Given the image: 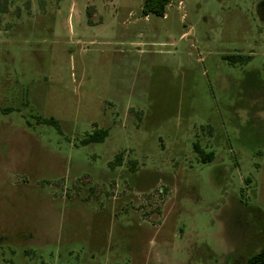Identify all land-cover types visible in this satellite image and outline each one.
Segmentation results:
<instances>
[{
  "label": "rangeland",
  "instance_id": "obj_1",
  "mask_svg": "<svg viewBox=\"0 0 264 264\" xmlns=\"http://www.w3.org/2000/svg\"><path fill=\"white\" fill-rule=\"evenodd\" d=\"M142 1L0 0V264L264 246V0Z\"/></svg>",
  "mask_w": 264,
  "mask_h": 264
},
{
  "label": "trees",
  "instance_id": "obj_2",
  "mask_svg": "<svg viewBox=\"0 0 264 264\" xmlns=\"http://www.w3.org/2000/svg\"><path fill=\"white\" fill-rule=\"evenodd\" d=\"M168 4H169V0H143L141 5V12L143 16L153 15L156 17H163L165 14V9L168 6ZM106 137H107L106 131L95 130L86 139L81 141V145H87L90 143H101L104 141ZM210 157L211 155H207V158ZM116 161L117 163L121 161V157L119 155L116 156ZM109 166L111 167L112 165L110 164ZM244 264H264V246L260 248L256 253L250 255L245 260Z\"/></svg>",
  "mask_w": 264,
  "mask_h": 264
}]
</instances>
